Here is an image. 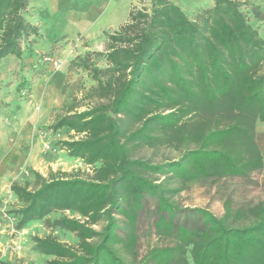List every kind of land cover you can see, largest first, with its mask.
I'll return each instance as SVG.
<instances>
[{
	"label": "trees",
	"instance_id": "1",
	"mask_svg": "<svg viewBox=\"0 0 264 264\" xmlns=\"http://www.w3.org/2000/svg\"><path fill=\"white\" fill-rule=\"evenodd\" d=\"M28 1L0 0V59L21 58L22 43L38 36ZM243 5L213 0L189 16L171 0H150L105 33L103 51L71 60L91 73L90 96L103 101L67 105L49 129L73 132L57 145L91 173L32 171L31 182L10 183L16 230L70 213L49 225L74 232L75 245L53 234L32 237L42 264H264V200L233 207L226 199L220 216L194 207L201 228L173 223L174 198L187 182L264 170L255 137L264 122V38ZM101 57L105 67L96 65ZM145 146L180 154L154 162L137 155ZM145 196L156 199V233L175 241L140 256L136 220Z\"/></svg>",
	"mask_w": 264,
	"mask_h": 264
},
{
	"label": "rangeland",
	"instance_id": "2",
	"mask_svg": "<svg viewBox=\"0 0 264 264\" xmlns=\"http://www.w3.org/2000/svg\"><path fill=\"white\" fill-rule=\"evenodd\" d=\"M149 6L150 0H134L132 4V8ZM90 7L89 0H42L36 7L42 20V26L40 21L36 24L38 36L31 35L22 43L21 58L8 55L0 59V137L4 131L8 133V127L11 128L10 133L15 134L14 148L7 158L10 163L3 164L5 169L11 166V174L2 179L0 185V260L15 264H42L46 257L33 249L34 236L53 234L73 245L78 242L74 232L49 225L62 214L70 215L67 211H54L16 230L10 211L18 203L10 190V183L31 182L32 171L44 176L50 170H78L83 175L91 173V168L82 160L70 157L57 145V141L70 137L73 132L66 128L56 132L49 129L53 120L65 112L67 105L72 104L75 110H82L103 101L90 96V90L96 85L91 73L70 65L76 56L88 51H103L106 47L105 33L118 28L98 35L78 33L86 22ZM27 13L30 20L32 15L28 10ZM54 60H57V65H54ZM96 65L105 67L104 59L99 58ZM256 130L259 131L257 136ZM255 137L264 159V122L256 123ZM179 154L180 150L167 146H145L137 152V155L154 162L175 159ZM174 199L180 209L175 213L174 225L201 228L202 218L193 211L194 207L205 208L220 216L226 199L233 207H247L264 200V170H256L247 176L192 180ZM156 218V199L145 196L136 220V251L140 256L151 247L172 245L175 241L173 237L156 233Z\"/></svg>",
	"mask_w": 264,
	"mask_h": 264
},
{
	"label": "crops",
	"instance_id": "3",
	"mask_svg": "<svg viewBox=\"0 0 264 264\" xmlns=\"http://www.w3.org/2000/svg\"><path fill=\"white\" fill-rule=\"evenodd\" d=\"M42 0H29L28 12L32 15L30 21L34 24L42 26V20L40 19L41 12L38 13L37 4ZM53 1V0H50ZM90 10L86 13V22L79 28V32L82 35H98L103 31L109 29H115L120 24L125 22L128 18L130 9L134 0H89ZM178 4L186 14L189 16L194 14L198 9L204 7H210L213 4V0H171ZM244 3L243 7L247 11L250 23L254 28L258 30L261 37L264 38V0H239ZM41 30V29H40ZM42 34V33H41ZM8 133L4 131V135L0 137V185L2 179H7L10 176V168L5 169L3 164L10 163L7 159L10 156L12 149L14 148L15 137L14 133H10L11 128L8 127ZM259 131L256 130V136ZM3 141V143H2ZM258 146L259 143H258ZM12 148V149H11ZM14 159V157H13ZM1 194V192H0Z\"/></svg>",
	"mask_w": 264,
	"mask_h": 264
},
{
	"label": "built area",
	"instance_id": "4",
	"mask_svg": "<svg viewBox=\"0 0 264 264\" xmlns=\"http://www.w3.org/2000/svg\"><path fill=\"white\" fill-rule=\"evenodd\" d=\"M53 63H54V65H57V60H54Z\"/></svg>",
	"mask_w": 264,
	"mask_h": 264
}]
</instances>
